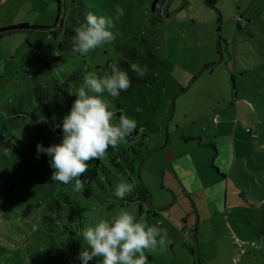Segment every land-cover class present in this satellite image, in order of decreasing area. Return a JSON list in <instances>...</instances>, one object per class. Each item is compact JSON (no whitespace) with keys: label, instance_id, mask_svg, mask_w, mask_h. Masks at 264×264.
I'll list each match as a JSON object with an SVG mask.
<instances>
[{"label":"rangeland","instance_id":"1","mask_svg":"<svg viewBox=\"0 0 264 264\" xmlns=\"http://www.w3.org/2000/svg\"><path fill=\"white\" fill-rule=\"evenodd\" d=\"M153 1L61 0L70 45L87 13L113 18L115 40L86 55H61L63 34L23 29L0 37V131L7 141L0 151V264H66L64 256L68 264H82L77 257L88 247L85 227L122 208L140 218L127 196L114 195L119 182L134 179L149 191L151 202L143 208L158 211V225L146 213L141 217L168 231L166 248L145 250L147 264H264V0H212V6L160 0L158 11ZM57 9L56 0H0V28L50 27ZM124 50L156 57L145 84L110 98L117 111L137 120L130 142L136 153L127 150L122 158L139 178L114 173L102 187L93 184L86 199L74 181L52 180L50 157H37L33 135L47 118L63 121L86 75L103 76L110 63L131 62ZM56 95L58 109L51 113ZM218 128V140L232 138V173L203 190V178H220L215 162L228 163V148L214 156ZM49 140L45 147L62 135ZM143 153L138 163L134 158ZM61 190L76 202L66 204Z\"/></svg>","mask_w":264,"mask_h":264},{"label":"clouds","instance_id":"2","mask_svg":"<svg viewBox=\"0 0 264 264\" xmlns=\"http://www.w3.org/2000/svg\"><path fill=\"white\" fill-rule=\"evenodd\" d=\"M116 13L123 16L124 10L117 6ZM114 26L112 17L87 13L85 21L74 30L71 51L86 55L113 42L115 35L110 29ZM108 67L110 72L103 76L93 72L84 77L70 111L63 117L61 142L48 147L36 145L37 157L41 153L50 157L52 180L64 185L74 181L76 191L85 187L86 181L79 177L88 172L89 162L104 157L109 146L116 148L126 143L137 129V120L124 115L123 109L119 110L118 122H114L117 109L110 98H118L129 90L132 78L116 62ZM130 67L138 78L145 77L139 65ZM134 189V180H122L114 195L124 199ZM82 236L88 245L81 248L77 257L82 264H89L94 258H101L98 264H147L145 250L166 248L169 242L167 229L149 225L145 218L138 219L123 208L118 214L85 227Z\"/></svg>","mask_w":264,"mask_h":264},{"label":"trees","instance_id":"3","mask_svg":"<svg viewBox=\"0 0 264 264\" xmlns=\"http://www.w3.org/2000/svg\"><path fill=\"white\" fill-rule=\"evenodd\" d=\"M159 1L160 0L153 1L152 9L154 11L159 10L158 9ZM205 2L210 6L214 5L212 4V0H206ZM56 3L58 5L57 18L55 19L54 24L51 25L50 27H44V26L37 27V26H30L26 23H21V24H16V25H11V26L0 28V37H2V35L5 33L8 34L10 32H13L16 30H23V29H34V30L47 31L49 34H52L53 36H58L59 34H63L64 39L59 44L60 53L63 56H67V57L71 56L72 55V51H71L72 45L68 44V39H67L68 38V17L66 18L65 15L61 12V5H62L61 0H56ZM165 12H166L165 14L168 15L166 10ZM160 14L161 13H159L158 16H160ZM60 19H61V24L58 25ZM237 27H240L239 23L237 24ZM124 51H125L124 57L130 59L131 62L125 61V60L123 61L119 60L116 63L123 70L128 72V74L132 78V83H131L129 90L121 92V94L130 93L132 90V87L135 85L141 86L145 84L147 82L148 75H149L148 70L156 64V57L151 52L148 53V56L145 57V56L136 55L135 53L127 52L126 50ZM131 63L139 65L140 68L145 71L146 73L145 77L138 78L130 67ZM77 79L80 80V77H78ZM57 109H58V104H57V95H56L54 99L51 101L48 111L52 113L54 111H57ZM58 112L60 111L58 110ZM60 113L64 115V113L62 112ZM117 114L120 115V111H117ZM213 121L215 124H217L216 118H214ZM62 122L63 121H59V123H56L53 118L45 119L44 124L40 125V129L35 128V133L33 135V140L35 141V143L45 144L47 143L48 139H50L48 142H55L57 139H59L60 136L62 135ZM137 135H138V130L136 129L135 132L130 137L127 138V141L129 142L128 147L119 149L117 147L113 148L112 146H109L104 157H101L99 159H93L92 161L89 162L88 172L85 174V176L79 177L80 179L86 181L85 187L81 189V193L86 199H90L93 195V188H92L93 184H95L97 187H102L101 185L102 181L108 182L107 178L112 177L114 173L118 177H125V175L126 177L127 176L129 177L131 176V174L136 173L132 163L131 164L127 163V165H123L122 154L123 152H126L127 150H129L130 152L132 151L133 153H136L135 148L130 142L133 141L134 143L135 137ZM5 139L6 138L3 135V132L0 131V151L7 148V141ZM33 148H36V144ZM134 159H136L138 163L142 162L144 159V153H143V156L136 155ZM136 174L139 178L138 173ZM3 180H4V177L2 173H0V186ZM61 185H64V184H61ZM58 195H60L59 198L64 200L66 204L73 205L74 202H76L72 199L70 200L68 196V192H65L63 190H61L58 193ZM125 202L127 204H136L138 206L139 217H141V214L146 213L145 215L150 216L153 219V222H156L157 218H159L158 211H150V209H148L147 207L143 208V204L144 205L150 204L151 195L149 191L139 182L137 183L135 181V189L130 195H127V197L125 198ZM73 210L75 211V207H73ZM156 224L158 225V222H156ZM61 234L67 235L65 233H61ZM71 235L72 237H74L73 233H71ZM240 254H245V250L241 249ZM61 262L68 264V257L64 256L61 259Z\"/></svg>","mask_w":264,"mask_h":264},{"label":"crops","instance_id":"4","mask_svg":"<svg viewBox=\"0 0 264 264\" xmlns=\"http://www.w3.org/2000/svg\"><path fill=\"white\" fill-rule=\"evenodd\" d=\"M222 132L218 128V131L215 133L214 139H215V142H216L215 145L217 146L218 151H216V153L214 154V156H215V158L216 157H220L221 151H222L223 148H228L229 149V154H228V163H226L225 165L222 164V163L218 164L217 162H215L216 165H217V167H218L217 168L218 170L217 171H214L213 170V171L216 172V174H217L216 176L217 177H220V175H223L224 177H226V176H229L230 173H232V167H231V165H232L233 158H234V154H235L234 149L231 147V143H232L231 135L227 139H225V140H218L219 134L222 133ZM219 141H224L225 144L224 145H217V142H219ZM233 145H234V141H233ZM190 158H192V157L190 156ZM198 166H199V164H198ZM198 166H196L197 169L195 171H196V175L200 176L202 174H201V170L199 169ZM189 170H191V169H189ZM227 172H228V174H226ZM191 174H193V173H191ZM203 179H204V182L201 183V186L204 187L203 190H205L206 188H208L209 186H211L213 184H216L219 180H222L221 177H220L219 179L218 178L214 179L212 181V183H209L206 178H203Z\"/></svg>","mask_w":264,"mask_h":264},{"label":"water","instance_id":"5","mask_svg":"<svg viewBox=\"0 0 264 264\" xmlns=\"http://www.w3.org/2000/svg\"><path fill=\"white\" fill-rule=\"evenodd\" d=\"M61 24V19L59 20V24L58 25H60ZM171 157L169 156L167 159L169 160Z\"/></svg>","mask_w":264,"mask_h":264}]
</instances>
